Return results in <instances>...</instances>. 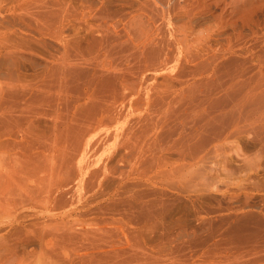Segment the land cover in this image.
<instances>
[{"label": "rangeland", "instance_id": "374dc122", "mask_svg": "<svg viewBox=\"0 0 264 264\" xmlns=\"http://www.w3.org/2000/svg\"><path fill=\"white\" fill-rule=\"evenodd\" d=\"M0 264H264V0H0Z\"/></svg>", "mask_w": 264, "mask_h": 264}, {"label": "bare ground", "instance_id": "6f19581e", "mask_svg": "<svg viewBox=\"0 0 264 264\" xmlns=\"http://www.w3.org/2000/svg\"><path fill=\"white\" fill-rule=\"evenodd\" d=\"M165 1H166V0H165ZM167 1H168V0H167ZM261 1H262V0H261ZM243 2H244V1H243ZM174 4H175V3H174ZM177 4H179V3H177ZM183 4H184V2H183ZM187 5H188V4H187ZM92 6H93V5H92ZM167 6H168V5H167ZM167 6H166V7H167ZM170 6H171V5H170ZM170 6H169V7H170ZM184 6H185V5H184ZM93 7H94V6H93ZM179 7H181V6H179ZM174 8H176V7H174ZM174 8L171 7L170 10H172V9L175 10ZM134 9H135V8H134ZM166 9H167V8H166ZM185 9H186V8H185ZM164 10H165V7H164ZM164 10H163V12H166V11H164ZM179 10H180V9H179ZM179 10H178V12H179ZM91 11L94 12L95 10H91ZM91 11L89 10V13H90ZM96 11H97V10H96ZM142 11H143V10L141 9V7H138V8H137V10L135 11V12H136V15H135L136 18H137L138 16H140V15L143 13ZM188 11H189V10H188ZM84 12H85V11H84ZM168 12H169V11H168ZM171 12H172V11H171ZM178 12H177V13H178ZM181 12H182L183 14H185V13H184L185 11H184V12L181 11ZM190 12H191V11L187 12V15H188V13H190ZM81 13H82V12H81ZM89 13H88V14H89ZM94 13H95V12H94ZM94 13H93V14H94ZM96 13H97V12H96ZM91 14H92V12H91ZM93 14H92V17H93ZM152 14H153V13H152ZM169 14H170V13H169ZM175 14H176V13H175ZM175 14H174V16H175ZM179 14H180V13H179ZM97 15H98V14H97ZM153 15H154V14H153ZM153 15H152V16H153ZM163 15H164V14H163ZM177 15H178V14H177ZM187 15L185 16L186 19H187V24H186L185 20H184V24H183V25H186L187 27H186V26H183V25L179 26L180 24L178 25L179 28H178V27H177V28L175 27L176 29H178V30H177L178 35L174 37V38H175L174 40H175L176 44L179 45V48H181L182 50L185 49V48H186L187 50H188V49H189V50L191 49V48L189 47V46H190L189 43H190L191 41L189 42V39H188V38H190V35H192V34L194 35V34H197V33H198L199 36H200V34L202 35V33H204V31H202L203 29H202V30H198L197 28H195V26L193 27L190 23H188L189 20H188V18H187V17H188ZM82 16H84V18H85V17H86V14H85V15L82 14ZM82 16H81V17H82ZM87 16H89V15H87ZM90 16H91V15H90ZM94 16H96V15H94ZM166 16H167V15H166ZM166 16H165V17H166ZM170 16H171V15H170ZM179 16H180V15H179ZM179 16H178V17H179ZM183 17H184V16H183ZM183 17H181V18H183ZM190 17H191V16H190ZM190 17H189V18H190ZM196 17H197V16H196ZM90 18H91V17H89L88 19H90ZM95 18H96V17H95ZM136 18H135V17H132V19L129 20V21H130V24H131V22H133L132 24L135 23V24L138 25V26H136V25H135V26H136V27H139V28H136V27L134 26L135 28L133 29V31H134L135 29H137L136 31H142V29H141L142 27L140 26V23H141V22L138 23ZM176 18H177V17H176ZM181 18H180V19H181ZM194 18H195V16H194ZM194 18H193V19H194ZM107 19H108V17H107ZM139 19H140V18H139ZM151 19H153V17H152ZM154 19H155V18H154ZM154 19H153V21H156V20H154ZM168 19H169V18H168ZM177 19H178V18H177ZM184 19H185V18H184ZM218 19H219V18H218ZM94 20H95V19H94ZM147 20H148V24H150L151 22L149 21V18H148ZM171 20H172V19H171ZM181 20H182V19H181ZM90 21H91V19H90ZM90 21L88 20V22H90ZM161 21H162V20H161ZM168 21H169V20H168ZM174 21H175V20H174ZM176 21H177V20H176ZM79 22H80V21H79ZM115 22H116V21H115ZM179 22H180V21H179ZM181 22H182V21H181ZM190 22H191V21H190ZM192 22H193V21H192ZM196 22H197V21H196ZM59 23H60V21H59ZM90 23H91V22H90ZM92 23H93V21H92ZM92 23H91V24H92ZM100 23H101V22H100ZM105 23H106V22H105ZM105 23H104V24H105ZM117 23H118V21H117ZM117 23H116V24H117ZM127 23H129V22L127 21L125 24H127ZM146 23H147V22H146ZM171 23H172V21H171ZM173 23H174V22H173ZM69 24H70V23H69ZM113 24H114V23H113ZM116 24H115V26H116ZM132 24H131V25H132ZM148 24H147V25H148ZM156 24H157V23H156ZM156 24H155V25H156ZM181 24H182V23H181ZM192 24H193V23H192ZM195 24H196V23H195ZM202 24H203V23H202ZM209 24H210V23H209ZM212 24H213V23H212ZM95 25H96V24H95ZM102 25H103V23H102ZM102 25H100L101 27H100L99 25H97V26H99L100 29H101V28L103 27ZM127 25H128V24H127ZM151 25H152V26H151ZM151 25H150L149 27L153 28V25H154L153 22H152ZM170 25H171V24H170ZM175 25H176V24H175ZM129 26H130V25H129ZM156 26H157V25H156ZM171 26H172V25H171ZM176 26H177V25H176ZM199 26H200V25H199ZM201 26H202V25H201ZM217 26H218V25H217ZM68 27H69V26H68ZM99 27H98V28H99ZM124 27H126V26L124 25ZM132 27H133V25L131 26V28H129L130 31H129V29L126 30V32H127V33L125 32V34H127L126 36H130L129 34H130L131 31H132V30H131ZM154 27H155V26H154ZM213 27H214V26H213ZM56 28H57V27H56ZM58 28H59V27H58ZM77 28H78V27H76V29H77ZM79 28H80V27H79ZM94 28H95V27H94ZM103 28H104V27H103ZM116 28H117V27H116ZM126 28H128V27H126ZM193 28H195L196 30H194ZM199 28H200V27H199ZM202 28H203V27H202ZM214 28H215V27H214ZM59 29H60V28H59ZM92 29H93V28H92ZM140 29H141V30H140ZM200 29H201V28H200ZM204 29H205V28H204ZM107 30H108V29H107ZM111 30H112V29H111ZM111 30H110V31H111ZM116 30H117V29H116ZM153 30L155 31L156 29L153 28L152 31H153ZM211 30H212V29H211ZM211 30H210V31H211ZM56 31H57V30H56ZM58 31H59V30H58ZM79 31H80V30H79ZM108 31H109V30H108ZM113 31H114V30H113ZM128 31H129V34H128ZM133 31H132V32H133ZM154 31H153V32H154ZM210 31H209V32H210ZM212 31H214V30H212ZM212 31H211V32H212ZM92 32H93V31H92ZM116 32H117V31H116ZM134 32H135V31H134ZM159 32H160V30H159ZM175 32H176V31H175ZM200 32H201V33H200ZM209 32L207 31V32H205V33L208 34ZM76 33H77V32H76ZM136 33H139V32H135V34H136ZM168 33H169V32H168ZM205 33H204V35H205ZM58 34H59V32H58ZM58 34H57V35H58ZM60 34H61V31H60ZM60 34H59L58 36H61ZM100 34L102 35V33H100ZM141 34L143 35V33H141ZM153 34H155V33H152V32H151V29H150V33H146V34H145V36H146V35L148 36V37H145L147 42L141 40V42H139V43H140L141 45H143V46H140V45H138V46H139L140 48H141V47L144 48V46L147 45L146 43L149 44L150 41H151V44H153V41L155 40L154 37L157 36V35L155 34V36L152 37ZM169 34H170V33H169ZM176 34H177V33H175V35H176ZM209 34H210V33H209ZM212 34H213V33H212ZM72 35H73V34H72ZM68 36H69V35H68ZM109 36H110V35H109ZM120 36H121V35H120ZM133 36H134V35H133ZM136 36H138V34H136ZM139 36H140V33H139ZM139 36H138V37H139ZM162 36H163V35H162ZM172 36H173V35H172ZM194 36L196 37V35H194ZM208 36H209V35H206V37H208ZM217 36H218V35H217ZM200 37H201V36H200ZM203 37H204V36H203ZM203 37H202V38H203ZM209 37H210V36H209ZM218 37H219V36H218ZM56 38H58V37H56ZM59 38H60V37H59ZM62 38H63V37H62ZM93 38H94V36H93ZM139 38H144V36H143V37L140 36ZM145 38H144V40H145ZM162 38H163V37H162ZM191 38H192V37H191ZM196 38H197V37H196ZM60 39H61V38H60ZM72 39H73V38H72ZM95 39H96V38H95ZM105 39H106V38H105ZM110 39H112V38H110ZM110 39H109V40H110ZM136 39H137V38H136ZM169 39H170V38H169ZM56 40H57V39H56ZM69 40H70V39H69ZM96 40H97V39H96ZM100 40H101V39H100ZM122 40H123V39H122ZM125 40H126V39H125ZM137 40H138V39H137ZM139 40H140V39H139ZM172 40H173V39H172ZM172 40H171V41H172ZM191 40L193 41V39H191ZM196 40H197V39H196ZM204 40H205V38H204ZM135 41H136V40H135ZM200 41H201V40H200ZM208 41H209V40H208ZM60 42H61V41H60ZM74 42H75V41H74ZM156 42H158V41H156ZM194 42H195V41H194ZM210 42H211V40H210ZM134 43H135V42H134ZM136 43L139 44L137 41H136ZM166 43H167V42H166ZM195 43H197V42H195ZM205 43H206V42H205ZM86 44H87V43H86ZM116 44H117V43H116ZM172 44H173V46L176 45L174 42H173ZM172 44H171V45H172ZM198 44H199V43H198ZM200 44H201V43H200ZM210 44H211V43H210ZM221 44H222V43H221ZM96 45H97V44H96ZM120 45H121V43H120ZM122 45H123V44H122ZM168 45H169V44H168ZM207 45H208V44H207ZM89 46H90V45H89ZM114 46H115V45H114ZM138 46H136V47H138ZM198 46H199V45H198ZM209 46H210V45H209ZM131 47H132V46H131ZM146 47H147V46H146ZM150 47H151V46H150ZM166 47H167V46H166ZM174 47H176V46H174ZM194 47H195V46H194ZM93 48H94V47H93ZM96 48H97V47H96ZM103 48H104V47H103ZM107 48H108V47H107ZM115 48H116V47H115ZM167 48H168V47H167ZM78 49H79V48H78ZM104 49L106 50V48H104ZM137 49H138V48H137ZM157 49H158V48H157ZM163 49H164V48H163ZM163 49H162V50H163ZM171 49H172V48H171ZM186 49H185V50H186ZM196 49H197V48H196ZM202 49H203V48H202ZM65 50H66V49H65ZM88 50H89V49H88ZM132 50H133V49H132ZM132 50H130V51H132ZM139 50H142V49H139ZM177 50H178V48H177ZM197 50H198V49H197ZM204 50H206V49H204ZM204 50H203V51H204ZM103 51H104V50H103ZM106 51H107V50H106ZM112 51H113V50H112ZM115 51H116V50H115ZM128 51H129V50H128ZM137 51H138V50H137ZM158 51H159V50H158ZM160 51H161V50H160ZM170 51H171V50H170ZM179 51H180V50H179ZM63 52H64V51H63ZM83 52H84V51H83ZM110 52H111V50H110ZM110 52H109V53H110ZM145 52H146V51H145ZM148 52H149V51H148ZM155 52H156V51H155ZM162 52H163V51H162ZM190 52H191V51H190ZM196 52H197V51H196ZM102 53H103V52H102ZM102 53L100 52L99 55H98L97 57L95 56L96 58L94 57V58H95V61L97 62V65H100L101 67H103V66L106 67V66H107V68L104 67L105 69L112 68V67H110V66L112 65V62H111L112 59L109 60L110 57H108V51H107L106 54H104V53L102 54ZM133 53H134V52H133ZM164 53H165V52H164ZM185 53H186V52H185ZM111 54H113V53H111ZM121 54H122V53H121ZM140 54H141V53H140ZM146 54H147V53H146ZM166 54H167V53H166ZM172 54H173V53H172ZM196 54H197V53H196ZM61 55H63V54H61ZM66 55H67V54H66ZM95 55H96V54H95ZM123 55H124V54H123ZM142 55H143V54H142ZM161 55H162V54H161ZM64 56H65V55H64ZM109 56H110V55H109ZM111 56H112V55H111ZM114 56H115V55H114ZM121 56H122V55H121ZM159 56H160V55H159ZM169 56H170V55H169ZM149 57H150V56H149ZM167 57H168V56H167ZM188 57H189V56H188ZM59 58H60V57H59ZM65 58H67V57H64V59H63V57H61L60 60H58V59H57V60H58V61H61V60H64V61H65ZM81 58H82V57H81ZM164 58H165V56H164ZM168 58H169V57H168ZM127 59H128V58H127ZM165 59H166V58H165ZM165 59H164V60H165ZM170 59H171V58H170ZM174 59H175V57H174ZM176 59H177V58H176ZM125 60H126V59H125ZM167 60H168V59H167ZM178 60H179V59H178ZM183 60H184V59H183ZM87 61H88V60H87ZM126 61H127V60H126ZM144 61H146V60H144ZM162 61H163V60H162ZM176 61H177V60H176ZM190 61H191V60H190ZM66 62H67V61H66ZM57 63H58V62H57ZM59 63L61 64V62H59ZM88 63H90V62H88ZM118 63H119V62H118ZM60 64H59V65H60ZM127 64H128V63H127ZM95 65H96V63H95ZM123 65H124V64H123ZM148 65H149V64H148ZM63 66H64V65H63ZM66 66H67V65H66ZM66 66H65V67H66ZM100 66H99V67H100ZM112 66H113V65H112ZM91 67H92V66H91ZM97 67H98V66H97ZM146 67H147V66H146ZM115 68H116V67H115ZM109 70H110V69H109ZM121 70H122V69H121ZM146 70H147V69H146ZM111 71H112V70H111ZM111 71H110V72H111ZM119 71H120V70H119ZM112 72H113V71H112ZM56 73H57V72H56ZM95 73H96V72H95ZM108 74H109V73H108ZM59 76H60V75H59ZM95 76H96V75H95ZM114 76H115V75H114ZM115 77H116V76H115ZM104 78H105V77H104ZM99 87H100V86H99ZM58 89H59V87H58ZM58 92H59V91H58ZM97 92H98V91H97ZM92 94H93V93H92ZM114 112H115V111H114ZM103 113H104V112H103ZM111 114H112V113H111ZM114 120H115V119H114ZM97 125H98V124H97ZM107 125H108V124H107ZM100 126H101V125H100ZM100 128H101V127H100ZM101 132H102V131H101ZM103 133H104V132H103ZM99 141H100V140H99ZM120 141H121V139H120ZM123 141H124V140H123ZM127 141H128V140H127ZM105 142H106V141H105ZM93 144H94V143H93ZM123 144H124V143H123Z\"/></svg>", "mask_w": 264, "mask_h": 264}]
</instances>
